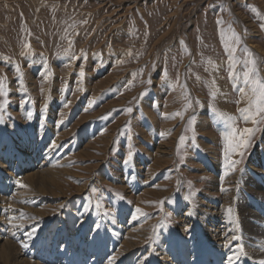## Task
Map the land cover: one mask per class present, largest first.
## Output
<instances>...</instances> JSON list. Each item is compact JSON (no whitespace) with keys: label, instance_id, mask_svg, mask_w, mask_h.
Here are the masks:
<instances>
[{"label":"rangeland","instance_id":"1","mask_svg":"<svg viewBox=\"0 0 264 264\" xmlns=\"http://www.w3.org/2000/svg\"><path fill=\"white\" fill-rule=\"evenodd\" d=\"M37 65L43 79L35 78ZM102 66L106 67L105 76L98 80L95 74ZM19 75H25L24 83H14ZM58 88L72 89V103H59L58 107ZM20 91L32 94L36 104L52 101L49 111L38 120L46 122L45 126L8 132V103ZM86 91L88 106L103 101L106 94H112L115 100L84 115L69 109ZM152 91L159 101L163 98L162 119L146 108L159 131L148 137L147 148L133 147L129 154L134 161L123 165L108 162L120 175L109 183L101 164L113 162L118 153L125 154L126 146L120 149L119 139H130L132 147L135 135L143 133L137 125L136 108L150 98ZM57 107L68 108L58 112L54 125ZM120 110L121 117L112 126L95 139L89 138L85 145L81 142L79 151L74 152L70 142L75 134L80 139L88 120ZM65 132H69L67 141L57 143V136ZM1 142L6 148L26 143L48 153L44 170L71 157L64 167L71 172L47 182L48 197L31 198L32 204L26 205L32 209L45 203L53 209L62 207L38 225L21 229L32 230L27 236H35L33 245L42 248L43 252H36L47 264L51 259L55 264H71L72 252L61 254V258L53 255L52 240L60 236L75 246L86 239L90 227L94 237L113 239L111 250H116L115 254L123 240L117 245L113 235L122 221L132 229L146 222L153 226L138 258L142 260L143 256L144 264H157L152 255L159 249L170 254L171 263L173 252L178 258L182 245H197L203 255H210L198 234L205 237L206 229L213 231L234 220L233 206L230 212L217 214L223 209L220 198L235 191L234 199L242 196L256 213L264 208L263 200L247 186L251 180L264 188V0H0ZM6 148L0 163L13 151ZM20 150L27 156L24 149ZM252 166L255 169L251 172ZM124 175L128 179L124 186L131 194L117 188H121ZM15 179H4L8 191L22 188L19 178ZM91 181L94 184L89 188ZM215 182L216 188L211 189L210 184ZM144 191L151 193L142 196ZM0 195L11 198L10 193ZM137 198L143 201L139 213ZM0 205V214L7 219L10 207ZM18 209L20 214L22 210ZM210 210L217 216L210 217ZM102 218H112L115 226L100 227ZM3 222L6 231L9 222ZM36 252L25 257L36 261ZM111 255L106 253L101 263ZM76 257L80 261V256Z\"/></svg>","mask_w":264,"mask_h":264},{"label":"bare ground","instance_id":"2","mask_svg":"<svg viewBox=\"0 0 264 264\" xmlns=\"http://www.w3.org/2000/svg\"><path fill=\"white\" fill-rule=\"evenodd\" d=\"M68 133L69 132H65L62 135L57 136L56 138L57 143L67 141ZM3 144L4 142L0 143V157L2 153L5 152V150L3 149L6 148V145L3 146ZM23 144L25 145V147L23 145V146H20L19 148H15V146L12 147L9 145L8 148L6 149L7 150L13 149V151L10 154V158L4 157L2 158L1 163H0V168H2L1 174L3 177V179L1 180V184H0V193H3V194L10 193L11 195L10 199H5L4 197H1L0 195V203H4L6 206L9 205L10 207L9 209L10 211L8 210L10 216L7 219L3 218L0 214V264H47L45 262L47 260L44 261V257L38 254V253L43 252L42 248L40 246L33 245L36 242V240L34 239L35 236L34 235H31V237H29V235L27 236V234L30 233V231L32 230H28L24 232L21 229H23L24 226L29 227L28 225L34 224V223L38 225L40 221L46 220L49 216L57 213L62 207L61 208L56 207L55 209H53L49 205H46L45 203L44 204L45 206H42L41 208L32 209L30 207H27L26 205L30 206L32 204L30 200L31 198L44 199L45 197H48V195H46L47 182L50 181L51 178L57 175H64V174L68 175L71 172V170L64 168L65 164H67V162L70 161L71 157L70 158L68 157V159L64 157L66 159L63 162L61 161L57 165L55 164L51 165L49 169L46 168L44 170L43 168L48 158L46 157V155L48 153H43L40 150L37 151V149L34 150L32 146L26 145V143H23ZM20 149H24L27 156H22V153L24 152H22V150ZM80 154L82 155V153ZM254 158L256 161H258L257 157H254ZM214 160L216 161V163L218 162V159H214ZM17 161L18 163L15 164V162ZM35 167H37V169L39 170H36ZM253 169H255L253 166L249 167V171L252 172ZM29 172H33V173H29ZM9 177L13 178V180H17L15 179V177L19 178V181H21L22 183L21 184L22 188L21 187L19 188L17 186L14 189L12 188L13 190L10 189L8 191L6 188L7 182L4 181V179L5 178L9 179ZM125 180H127L128 182L126 175H124V177L121 178V182H122L120 186L121 188L119 187L117 188L120 189L121 191H124V194H127V193L131 194L129 189L126 186H124ZM210 185L212 186L211 189H214L216 188L217 182H215V184H210ZM247 186L254 192V194H256L261 200H263V204H264V188H260L255 182H252L251 180L247 181ZM148 193H151V192L144 191L142 193V196ZM234 195H235V191L232 194L226 195L224 198H220L221 200L219 201L222 202L223 209H220V211L217 213V214H220L223 210L230 212L233 206L234 208L233 222L227 225H223V226L219 225V227H216V230H213V231L206 229L205 234L207 236L205 237L202 236L201 234L196 233L198 234L203 244V247L210 250L211 252L210 255H203L200 248L197 245H188V246L182 245L180 246V249H179L180 255H178V258L176 256V253L173 252V255L175 258L173 259V262L171 263L169 260L170 254L165 253L164 249H159L158 253H154L152 255L158 261L157 264H264V208H262L261 213H256L255 212L256 210H253L252 206L246 201V199H244L241 195H240L241 197H238L236 195L235 197L236 198L238 197V198L237 199L235 198L236 199L235 201ZM127 198H129V196ZM142 202L143 201H141L139 198L136 199L137 213H139L138 211L141 210L140 205ZM16 206H18V208H21L22 212L20 214H19V209ZM0 208H2V205H0ZM202 212L204 213L203 210ZM210 212H209L211 214L210 217L217 216V214H215L214 211L210 210ZM24 213H26L27 215L25 216ZM12 214L14 215L11 217ZM18 214L20 215L21 219L18 218L19 216ZM191 216H192V213H191ZM207 216H209L208 213H207ZM85 217L82 216V218H85ZM112 218H109V220H103V218L100 219L102 220V221L99 220L100 227H104L106 224L107 225L111 224L112 226H115L114 220ZM3 220L9 222V225H8L9 227L7 228L6 231H5V223L3 222ZM56 227L57 226H55V228ZM117 228H118V231L115 232V235H113V237L115 238L117 245L119 244V242H121V240H123V243L121 245V248L118 249L115 254L114 252L116 250L115 251L111 250V248L114 246L113 239L109 241V240H103L101 236H99V238L94 237L95 235L94 229H91L90 227V229H87L86 239L83 238L82 242L76 243L75 246L71 245L70 242L62 241L60 236L55 237L51 243L53 255L55 256L57 254L58 257L61 258V254L65 252L66 253L72 252V254L74 255L83 256L82 260L80 261V264H98V263L100 264H144L142 262L143 256H142V260H138V258L140 257V255H143L142 247L144 246L145 243H147L146 240L148 239L153 226L152 225L150 226V224L146 222L140 227L132 229L133 227L132 228L128 227L126 223L122 221L121 225H119ZM167 230L165 231L168 232ZM3 232H4V235H2ZM34 233H37V232H34ZM152 234H154V232H152ZM158 235L161 236V232H158ZM158 235H155V237H158ZM157 242H159V240ZM60 245H63V246L60 248ZM74 247L77 251L76 253H75ZM109 247H110V250H109ZM145 248L146 247H144V249ZM36 249L39 251L38 253L36 252ZM31 251H34L37 253L36 257H38V260L34 261L32 259L25 257L26 254L30 253ZM146 251H147V248H146ZM47 252L49 251H46L44 253H46L47 255ZM106 253H109L110 255L113 254V255L109 256L105 260V262L101 263V259L104 257ZM144 253H145V250H144ZM97 260L98 262H96Z\"/></svg>","mask_w":264,"mask_h":264},{"label":"crops","instance_id":"3","mask_svg":"<svg viewBox=\"0 0 264 264\" xmlns=\"http://www.w3.org/2000/svg\"><path fill=\"white\" fill-rule=\"evenodd\" d=\"M106 67L102 66L100 67V71L97 72L95 74V77L100 80L102 79L105 75ZM35 78L38 79L37 76L41 77V79H43V76L40 72L41 67L39 65H37L35 67ZM25 75H19L17 76V79L14 80V83H19L20 80L22 83H24V77ZM39 80V79H38ZM70 82V81H69ZM68 82V84H69ZM125 84V81H122V85L121 87H123ZM120 86V82L117 83L116 88ZM66 89L68 90V94L66 92ZM65 90H61L60 88H58L55 92H57V94L59 93V97L56 96L57 99L55 103H58V107H60L59 103H63V104H68V103H72L73 101V95H70V88H66ZM87 92V91H86ZM90 95V94H89ZM68 96H70V98H68ZM88 96V92L83 93L81 95H79L78 99L74 102V105L71 106L69 109H72V111L74 112L75 109L79 110L77 113L79 114H86L89 113L93 108H97L98 106H100L102 103L104 104H108L110 102H113L115 100V98H112V94H106L105 96H103V101H99L97 103H92V106H88V101L86 100ZM153 96V97H151ZM36 98V97H35ZM160 101L158 100V96L157 94L152 91L150 94V98H146L145 103L143 104H138L137 108H136V115L139 119V121L137 122L138 128H140L143 133H137L135 135V140L136 143H132V147H131V142L130 139L123 137L122 139L118 140V143L120 145V149H122V147L125 145V154L119 155L117 154L116 159L112 162V161H104L101 166H105L104 167V171L102 170V172H104V175L106 177V181L111 183L114 181V177H120V175L116 174V171H118L114 168L109 167L108 162L110 163H114V164H121L123 165L126 161L132 162L133 157H131V155L129 153L133 152V147L137 148V146L141 145L145 148H147L148 145V137L152 135H155L156 132H158V127L156 125L155 120L152 118V116L148 115V111L147 109L152 111L153 116L162 119L163 115L161 116V110H162V105H163V98H159ZM139 101H142L139 100ZM39 104L35 103L34 97L32 96V94H30L28 91L27 92H17L14 94V98L8 103V106H10L9 111H10V116L9 119L11 120V130L8 132H13V133H19L22 131L23 128H26L27 126H32V127H36V126H42L46 124V122L44 123H38V120L43 119L44 115L49 111L50 107L52 106V101H48L45 105H41V103L38 101ZM103 106V105H102ZM158 106V107H156ZM25 107V110L22 111V108ZM58 107L56 108V113H57V117L54 115V125L57 124V120H58V112L61 110H65L68 107H66L65 109H61L58 110ZM102 108V107H101ZM147 108V109H146ZM121 110L119 112L116 111H112V113L106 117H100V118H95L92 120H88L87 123H85V127L82 129V132L80 133V139L78 137L77 134H75V138H73V140L70 142L73 144L74 147V152L79 151V147H80V143L82 142V145H85L88 141V139H95L96 136H98V134L104 130H106L108 127L112 126L116 120L118 119L117 117H121ZM163 114V113H162ZM99 116V115H98ZM75 117V114H74ZM79 117V116H78ZM49 115H46L45 120H48ZM78 119H74V121H77ZM6 130V129H5ZM140 131V130H139ZM7 132V133H8ZM92 132L91 137H89V133ZM82 133H85V137L83 139H81ZM161 133V132H159ZM93 137V138H92ZM204 137V136H203ZM144 154V151L142 152ZM140 158H145V156H140ZM138 159V160H139ZM119 160V162H117ZM140 161V160H139ZM123 162V163H122ZM120 171V169H119ZM122 175V174H121ZM100 181V180H99ZM127 181V180H125ZM94 184V181H91L89 188L91 187V185ZM93 187H95L93 185ZM87 195H83L82 198H87Z\"/></svg>","mask_w":264,"mask_h":264}]
</instances>
